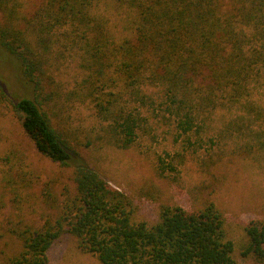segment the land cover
<instances>
[{
    "label": "trees",
    "instance_id": "obj_1",
    "mask_svg": "<svg viewBox=\"0 0 264 264\" xmlns=\"http://www.w3.org/2000/svg\"><path fill=\"white\" fill-rule=\"evenodd\" d=\"M115 1L134 13L132 33L119 40L95 10L100 0H42L31 12L25 0H0V47L17 60L24 89L14 96L0 78V114L17 117L44 157L73 168L59 194L46 184L43 201L52 210L39 224L9 228L20 249L6 264H47L49 248L65 234L100 264H239L212 201L196 209L163 204L156 221L135 220L134 199L82 158L55 110L62 102L88 101L100 137L118 148L149 133L151 119L173 125L182 150L157 155L161 176H176L183 153L204 148L211 116L224 111L229 117L214 135L242 139L241 151L259 160L264 0ZM65 51L78 55L80 67L66 93L49 74L51 60ZM22 157L13 146L0 155L12 195L34 182L17 169ZM244 231L239 254L264 264V218L249 220Z\"/></svg>",
    "mask_w": 264,
    "mask_h": 264
},
{
    "label": "rangeland",
    "instance_id": "obj_2",
    "mask_svg": "<svg viewBox=\"0 0 264 264\" xmlns=\"http://www.w3.org/2000/svg\"><path fill=\"white\" fill-rule=\"evenodd\" d=\"M41 1L25 0L27 12ZM95 10L108 19L117 40L130 36L134 19L132 10L115 0H100ZM17 66V60L0 47V78L14 96L24 93ZM49 74L66 93L80 79L78 55L65 51L55 56ZM258 97L264 106V88ZM7 112L0 114V155L12 146L18 148L24 159L21 168L17 169L34 175V182L31 187H19L16 195L10 194L5 183L8 165L0 162V264H6L20 249V240L9 228L20 222L39 224L42 215L52 210L43 201L46 184L54 194H59L63 185L70 184L73 169L52 162L36 151L23 135L18 118ZM55 112L57 121L70 135L72 146L82 158L134 199L135 220L156 221L163 204L196 209L212 201L224 216L226 235L235 243L238 263L255 264L239 251L243 250L246 239L245 224L251 219L264 218V151L255 155L259 158L255 160L253 155L241 151L242 139L214 135L229 117L227 112L219 111L211 116V129L206 132L204 148L196 152L185 151L177 165L176 176L172 173L161 176L157 171V155L182 150L181 141L175 139L173 125L151 119L149 133L140 135L128 148H118L106 144L100 137L99 123L88 101L62 102ZM47 264L100 263L94 254L79 250L74 238L65 234L49 248Z\"/></svg>",
    "mask_w": 264,
    "mask_h": 264
}]
</instances>
